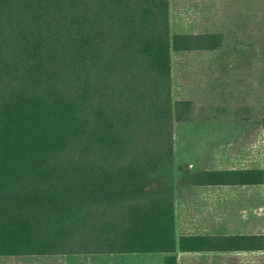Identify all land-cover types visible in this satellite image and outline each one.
<instances>
[{
  "label": "trees",
  "instance_id": "16d2710c",
  "mask_svg": "<svg viewBox=\"0 0 264 264\" xmlns=\"http://www.w3.org/2000/svg\"><path fill=\"white\" fill-rule=\"evenodd\" d=\"M221 42L171 33L169 0H0V256L165 252L176 264L157 173L192 103L172 99L171 56ZM180 170L193 184L264 183V169ZM206 238L178 245L216 248ZM244 239L219 247H259Z\"/></svg>",
  "mask_w": 264,
  "mask_h": 264
},
{
  "label": "rangeland",
  "instance_id": "374dc122",
  "mask_svg": "<svg viewBox=\"0 0 264 264\" xmlns=\"http://www.w3.org/2000/svg\"><path fill=\"white\" fill-rule=\"evenodd\" d=\"M169 23L173 34L218 33L222 39L214 51L171 56L172 99L192 103L190 120L172 123L176 156L179 163L182 160L195 170L216 166L211 161L210 148L200 155L202 161L195 153L216 140L237 143L262 138L264 0H169ZM172 159L163 164L157 177L171 175ZM244 202L259 204V193ZM67 261L66 256H0V264H68Z\"/></svg>",
  "mask_w": 264,
  "mask_h": 264
},
{
  "label": "crops",
  "instance_id": "0c3cea01",
  "mask_svg": "<svg viewBox=\"0 0 264 264\" xmlns=\"http://www.w3.org/2000/svg\"><path fill=\"white\" fill-rule=\"evenodd\" d=\"M192 52V51H189ZM261 139L258 142L213 141L195 153L211 150V161L216 166L192 169L179 163L173 148V172L163 176V184L172 190L176 264H264V183L254 185L193 184L186 180L180 168L192 173L217 170L264 169V112L261 119ZM242 150H241V149ZM239 155H242L241 159ZM192 163V162H191ZM191 163L189 165H191ZM178 164H183L178 167ZM232 164V165H231ZM253 164V165H252ZM259 204L245 203L254 193ZM205 236L211 250H182L181 237ZM244 236V240L259 245L254 248L219 247L221 238ZM250 236H254L250 240ZM248 237V239H246ZM165 252H100L51 255L66 256L68 264H164Z\"/></svg>",
  "mask_w": 264,
  "mask_h": 264
}]
</instances>
